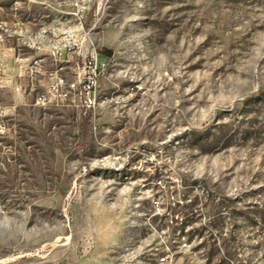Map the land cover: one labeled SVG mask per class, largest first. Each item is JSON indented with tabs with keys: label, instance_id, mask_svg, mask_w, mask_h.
Wrapping results in <instances>:
<instances>
[{
	"label": "rangeland",
	"instance_id": "rangeland-1",
	"mask_svg": "<svg viewBox=\"0 0 264 264\" xmlns=\"http://www.w3.org/2000/svg\"><path fill=\"white\" fill-rule=\"evenodd\" d=\"M21 22L46 61L19 65ZM0 25V264H264V0H0Z\"/></svg>",
	"mask_w": 264,
	"mask_h": 264
},
{
	"label": "crops",
	"instance_id": "crops-1",
	"mask_svg": "<svg viewBox=\"0 0 264 264\" xmlns=\"http://www.w3.org/2000/svg\"><path fill=\"white\" fill-rule=\"evenodd\" d=\"M20 25L21 26L18 27V29H17V31H15V33L18 34L19 36L24 37L25 41H26V39H32V36H34L35 40H33L32 43L28 42L29 40L27 42L23 41V43L20 42L18 44V46H20L19 48H21V46H27L28 48L35 50L36 55L28 57L26 55V53L20 52L19 54H16L17 61L19 62V65L21 67H25L27 61L31 58H35V60L38 59L40 62L46 61L47 58H44L39 54H41L40 51L43 50V48L48 49L49 51H51V49H53L54 44H55V43L53 44V42H55V41L52 40L51 31L49 34L45 31L43 33L44 34L43 36L41 33H35L32 35L31 34L32 32H31L30 28L28 27V25L24 24L23 22H21ZM44 37H47L48 40H47V43L44 44V47H43L41 44V41H38V40H40L41 38H44ZM6 48H7V50H14L15 52L17 51V47H15V46L7 45ZM49 58L51 59V57H49ZM35 63H38V62L35 61ZM35 70H36V68H35ZM38 72L39 71H37L36 73H38ZM34 73H35V71H34Z\"/></svg>",
	"mask_w": 264,
	"mask_h": 264
},
{
	"label": "built area",
	"instance_id": "built-area-1",
	"mask_svg": "<svg viewBox=\"0 0 264 264\" xmlns=\"http://www.w3.org/2000/svg\"><path fill=\"white\" fill-rule=\"evenodd\" d=\"M0 25V29H1ZM97 78L96 76L94 77H89L87 81L82 80L81 84L84 86V96H83V101L84 105L87 108H92L96 104V88H97Z\"/></svg>",
	"mask_w": 264,
	"mask_h": 264
}]
</instances>
